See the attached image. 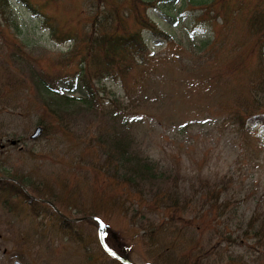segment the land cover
I'll list each match as a JSON object with an SVG mask.
<instances>
[{
  "label": "rangeland",
  "instance_id": "rangeland-1",
  "mask_svg": "<svg viewBox=\"0 0 264 264\" xmlns=\"http://www.w3.org/2000/svg\"><path fill=\"white\" fill-rule=\"evenodd\" d=\"M30 1L59 27L77 32L84 26L90 29L96 12L98 18L110 19L114 7L123 11L119 21L113 20L117 30L133 29L138 26L134 14L141 11L167 31L172 42L141 27L150 56L131 66L124 83L111 77L93 79L103 101L88 107L80 99L82 87L70 75L57 80L61 93L74 96L70 100L48 94L35 82L41 74L74 70L72 59L64 61L71 41H55L40 15H33L20 0H8L0 12L2 164L26 171L42 183L53 184L55 173L65 177L67 186L79 182V198L84 202L80 206L88 209L89 202L96 206L93 209L104 224L102 236L110 249L134 264H151L152 260L173 264L148 251L142 229L111 200L112 179L87 162L76 165L73 161L75 153L84 151L76 135L93 143L104 130L125 134L129 150L155 161L156 184L177 188L190 198L180 218L173 212L176 217L168 220L167 211L149 207L156 222L165 220L170 225L167 243L192 253L199 252V244L212 246L211 259L218 258L219 252L231 254L241 260L239 264H264V122L250 123L246 117L247 129L235 116V110L249 117L264 111L263 95L253 99L247 93L246 71L254 67L259 47L253 45L244 20L253 5L264 0ZM238 58H243L240 71L238 65L223 71ZM116 106L126 110L125 127L120 126L119 116L112 115ZM38 120L48 123L45 134ZM37 124L41 132L30 139ZM30 146L40 151L30 154L26 149ZM83 172L86 177L80 176ZM213 188L217 190V196L210 198L214 208L205 214L198 196ZM11 200L15 206L0 195V264H12L14 258L22 264H82L87 250L79 242L55 232L49 216L34 217L21 200ZM204 207L209 209L208 202ZM67 213L87 216L76 221L75 227L84 234L90 253H101L91 214ZM251 215L257 218L249 227ZM39 219L43 220L35 223ZM34 225L37 232L31 236ZM99 262L120 264L105 257Z\"/></svg>",
  "mask_w": 264,
  "mask_h": 264
},
{
  "label": "trees",
  "instance_id": "trees-1",
  "mask_svg": "<svg viewBox=\"0 0 264 264\" xmlns=\"http://www.w3.org/2000/svg\"><path fill=\"white\" fill-rule=\"evenodd\" d=\"M20 1L33 15H40L42 24L48 27L50 35L55 41L59 43L64 40L71 41L64 61L72 59L74 70L72 72L57 70L54 73L41 74L39 78L35 79V82L48 94L70 100L74 96L61 93L57 86V80L61 76L70 75L82 87L83 95L80 99L88 107L101 105L103 101L101 95L98 94L97 86L93 84V79L111 77L121 79L124 83L131 66L133 67V64L137 62L141 63L150 56L149 48L141 34V27L147 28L153 35L159 36L167 42H172L170 34L158 27L141 11L134 14V23L138 26L133 29L117 30L113 20L119 21V16L123 11L120 12L114 7L110 19L107 20L103 16L98 18L96 12L91 18L90 29L86 31L84 26V30H78L77 32V30L71 31L61 28L56 22L50 21L49 16L39 9L40 6L33 4L30 0ZM7 4H9L8 0H0V12L4 11L3 7ZM106 15L105 13L104 16ZM244 20L247 33L254 37L253 45L257 44L259 47V57L256 59L254 67L246 71L247 93L255 99L260 94L264 97V57L262 56L264 51V2L254 4ZM241 62H243V58H238L230 65H225L223 71L231 70L237 65V70L240 71ZM66 63L61 62L60 64ZM217 80L220 81V78ZM217 86L214 84V87ZM112 101L115 102V98ZM112 115L119 116L121 119L120 126L123 127L124 125L125 127L126 110L123 107L116 106V110ZM235 116L239 124L247 129H249V123L245 124L246 117H248L250 123L255 121L264 122V111L249 117V115L245 116L243 111L235 110ZM37 122L42 123V134H45L48 123L44 120H38ZM124 135L122 133L121 135L117 133L110 134L107 130H104L98 137H95L96 141L93 143L89 142L90 138L81 140L80 136L76 135V143L81 142L84 151L75 153L76 161H73L76 165H79V163L84 165L87 162L91 169L96 172H103L105 176L112 179L114 182L112 188L115 190L113 191L114 194L111 195V200L130 222L136 223L137 227L142 229L141 238L148 251L162 258L170 259L173 264H239L241 260H236L229 253L222 255L217 252L219 254L218 258L211 259L208 254L212 246L204 248L199 244V252L192 253L189 250H184V247L180 245L165 241L168 237L166 229L170 225H165V220L156 222L149 207L156 206L160 212L167 211L165 217L168 220L176 217L173 212L180 218V212L188 205L190 198L185 194H181L177 188L169 190L156 184L155 178L159 175V172L155 161L136 150H129L128 141L124 138ZM99 139H102V142H98ZM26 149L30 154H36L40 151L34 146ZM80 176L86 177V174L83 172ZM51 180L53 184L48 180H42L46 185L44 187L41 180L31 179L26 171L17 172L16 168L12 167L11 169L5 163L3 165L0 159V195L4 201L15 206L16 203L11 198L16 197L26 205L32 216L36 217L40 214L49 216L50 225L55 232L70 240L79 242L83 251L87 250V255L82 264H102L99 259L104 260V257L107 261L124 264L119 259L111 257L100 245L98 238L101 253L92 255L84 234L75 227L76 222L62 217L50 204L39 199H50L60 212L66 215L67 212L71 211L82 215H97V210L93 209L96 206L92 202L87 204L88 209H83L80 206L84 202H81L79 198V182L73 181L70 186H67L65 177L59 176L58 173H55ZM181 196L182 200L179 201ZM216 196L217 190L214 188L199 193V208L202 211L206 210L205 214L207 211L213 210L214 206L210 202V198ZM206 202H208L210 210L204 207ZM256 218V215H251L247 220V225L251 227ZM90 219L95 222L92 218ZM42 220H36L35 223L38 224ZM185 226L187 227L186 224ZM194 227H197V225L195 224ZM36 228V225L32 227L31 236L36 234ZM25 234L27 233H24L23 236ZM221 255L225 256V259H222ZM155 263L156 261L152 260L151 264Z\"/></svg>",
  "mask_w": 264,
  "mask_h": 264
},
{
  "label": "water",
  "instance_id": "water-1",
  "mask_svg": "<svg viewBox=\"0 0 264 264\" xmlns=\"http://www.w3.org/2000/svg\"><path fill=\"white\" fill-rule=\"evenodd\" d=\"M41 132V126L39 124L35 125L32 129V131L29 133L28 137L30 139H34L36 138ZM41 200L51 204L53 206V208L58 211L57 207L49 200V199H46V198H41ZM63 215V214H62ZM64 216V215H63ZM86 216H75V217H71L69 218L70 220L72 221H77L81 218H84ZM92 217L93 219H95L97 221V235H98V239L101 243V245L103 246L104 250L106 252H108L111 256H114V257H117L118 259H120L121 261H123L124 263L126 264H132L130 263L129 261L125 260L124 258L120 257L117 253H115L114 251H112L103 241V238H102V231H103V222L96 216H90ZM12 264H22L17 258H14L13 261H12Z\"/></svg>",
  "mask_w": 264,
  "mask_h": 264
}]
</instances>
